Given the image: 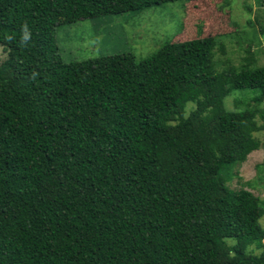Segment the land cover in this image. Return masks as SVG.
I'll return each mask as SVG.
<instances>
[{
	"label": "trees",
	"instance_id": "16d2710c",
	"mask_svg": "<svg viewBox=\"0 0 264 264\" xmlns=\"http://www.w3.org/2000/svg\"><path fill=\"white\" fill-rule=\"evenodd\" d=\"M173 1L0 0V264H264V199L226 178L264 148L251 45L222 67L220 36L140 61L59 52L62 25Z\"/></svg>",
	"mask_w": 264,
	"mask_h": 264
},
{
	"label": "rangeland",
	"instance_id": "374dc122",
	"mask_svg": "<svg viewBox=\"0 0 264 264\" xmlns=\"http://www.w3.org/2000/svg\"><path fill=\"white\" fill-rule=\"evenodd\" d=\"M227 1V4L225 3ZM264 0H177L160 3L138 12L123 15H107L83 19L56 30L59 52L66 62L131 53L137 61L150 57L165 42L185 41L206 36H220L226 54L215 52L219 67L226 61L239 64L244 49L251 45L257 65H264ZM235 35V36H233ZM6 52L0 47V63ZM256 89L235 90L224 99L226 109H236L235 99L253 94ZM194 107L185 106L186 112ZM264 144V132L256 133ZM264 148L251 152L240 165H231L226 171L228 186L237 190H251L264 199ZM258 226L264 228V214L258 218ZM229 244L232 239H227ZM258 242L249 250L261 251Z\"/></svg>",
	"mask_w": 264,
	"mask_h": 264
},
{
	"label": "clouds",
	"instance_id": "9594fccd",
	"mask_svg": "<svg viewBox=\"0 0 264 264\" xmlns=\"http://www.w3.org/2000/svg\"><path fill=\"white\" fill-rule=\"evenodd\" d=\"M22 33H23V39L25 41H27L29 38V35H30V31H29L28 26L26 24L22 28Z\"/></svg>",
	"mask_w": 264,
	"mask_h": 264
}]
</instances>
